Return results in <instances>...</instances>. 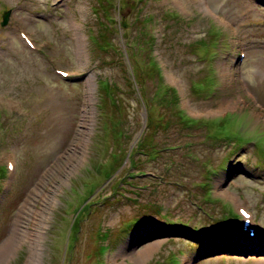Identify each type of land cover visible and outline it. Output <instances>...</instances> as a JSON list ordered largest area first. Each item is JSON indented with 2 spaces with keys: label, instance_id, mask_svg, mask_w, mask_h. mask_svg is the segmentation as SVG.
Masks as SVG:
<instances>
[{
  "label": "rangeland",
  "instance_id": "rangeland-1",
  "mask_svg": "<svg viewBox=\"0 0 264 264\" xmlns=\"http://www.w3.org/2000/svg\"><path fill=\"white\" fill-rule=\"evenodd\" d=\"M6 10L0 264H137L157 242L140 264H264V0H0V23ZM145 26L162 81L127 58Z\"/></svg>",
  "mask_w": 264,
  "mask_h": 264
},
{
  "label": "trees",
  "instance_id": "trees-1",
  "mask_svg": "<svg viewBox=\"0 0 264 264\" xmlns=\"http://www.w3.org/2000/svg\"><path fill=\"white\" fill-rule=\"evenodd\" d=\"M139 17H141V16H135V18H134V20H135V24L138 26V25H140V23H141V19L139 18ZM124 18V17H123ZM145 19H147V18H145ZM120 21H121V24H122V22L124 23V21H126V24H124V25H122V27L123 28H125V30H127V28L126 27H128V26H130V25H127L128 24V21H127V19L125 18V20L124 21H122L121 19H120ZM96 38H97V36H94L93 34H92V36H91V40H92V42L93 43H95V44H97V40H96ZM138 38L141 40V42H137L136 41V43H137V45H134V44H132V41L130 40V41H128L127 42V48H125V50H126V53H127V51L128 52H130V54L131 53H133V54H135L136 52H138V53H141V52H143L144 53V57H142L143 58V62H144V64H145V70H146V72L148 73V74H150V75H152V76H155V77H157L159 80H163V78H162V72H161V68H160V66H159V64H158V62L156 61V58H155V56H154V54H153V50L151 51V50H149L148 48H149V46H151V41L152 42H154L155 40H156V37H155V35L154 34H151L149 31H147V29H146V26L144 27V30H143V33H140V36H138ZM147 41H149V42H147ZM106 45H110V44H106ZM206 46H205V48H207V46H209V44H205ZM104 47L106 48V46H100L99 48H100V50H103L104 49ZM129 54L127 53V58H128V60L130 61V58H129ZM134 72V71H133ZM140 84V89H141V83H139ZM165 87V92H170L167 96H168V98H170V101L173 103V104H175L176 102H178V94H177V91H176V89L175 88H171V87H169V86H167V85H164ZM98 91H99V93L102 95L103 94V97L106 99V98H108L109 99V95H108V90H110V91H114V93L116 94V93H119L120 92V89H119V86H117L116 84H114V85H110V84H108V81H104V79L102 80V79H100V80H98ZM144 98V96L142 97V99ZM143 102H144V100H143ZM144 104H145V102H144ZM113 105V104H112ZM146 105V104H145ZM178 110L176 111V112H173L172 114L173 115H175L176 116V122H179V125H181L182 127H187V124H186V122L185 121H183L182 119H180L181 117L180 116H178ZM141 152H143V151H141ZM0 176H1V171H0ZM227 229V228H226ZM222 231V230H221ZM220 231V233H218V235L220 234V235H224L223 234V232H221ZM171 256L170 257H168L167 258V260H166V263H168V264H177V261H176V259H175V254L174 253H172V254H170Z\"/></svg>",
  "mask_w": 264,
  "mask_h": 264
},
{
  "label": "bare ground",
  "instance_id": "bare-ground-1",
  "mask_svg": "<svg viewBox=\"0 0 264 264\" xmlns=\"http://www.w3.org/2000/svg\"><path fill=\"white\" fill-rule=\"evenodd\" d=\"M6 12H9V15H8V18H9V16L11 15V10H6V11L3 12V14L6 13ZM3 14H2V16H3ZM2 16H1V22H2ZM8 18H7V20H8ZM5 23H6V22H5ZM1 24H2V23H0V25H1ZM6 24H7V23H6ZM4 25H5V24H4ZM4 25H2V26H4ZM20 37H22V34H20ZM22 38H23V41H24V43H25L26 35H25V37H22ZM77 46H78L79 49H81V40H78V41H77ZM79 49H78V50H79ZM231 105H232V102H228L227 105H225V106H223V107H220V108L218 109V111H219V110H226L227 108L233 107V106H231ZM196 112H197V111H196ZM196 112H194V113H196ZM216 112H217V111H216ZM197 113H198V112H197ZM237 206H238L237 208L240 207L238 204H237ZM14 232H15V231H14ZM13 234H14V233H13ZM13 234H11V235H13ZM24 234H25L24 237L26 236L25 239H27V238H29V239H33V241H31L30 255H29V260H31L32 256H34L33 254L36 253V251H37V247H38V244H37V243H38V240H37V238H38V236L40 235V232H39V230L37 229V231H36V230H34V231H27V232H25ZM17 237H18V236H15V235L9 237V238H8V242H6V245H7V246H5V248H9V247L13 244V242L17 243V242H18ZM35 240H37V241H35ZM12 241H13V242H12ZM34 241H35V243H34ZM159 241H160V240H159ZM159 243H160V242H157L156 244H154V245H150L149 247L145 248L143 251L138 252V254H137V255L135 256V258H134V260L138 261L137 264L142 263L143 260H144V258H145V256H147L148 253H149L153 248L156 247V245H159ZM8 246H9V247H8ZM175 259H176V261H177L176 256H175ZM159 264H162V263H159ZM164 264H168V263L165 262ZM177 264H179L178 261H177Z\"/></svg>",
  "mask_w": 264,
  "mask_h": 264
},
{
  "label": "water",
  "instance_id": "water-1",
  "mask_svg": "<svg viewBox=\"0 0 264 264\" xmlns=\"http://www.w3.org/2000/svg\"><path fill=\"white\" fill-rule=\"evenodd\" d=\"M9 12H6L3 14L2 16V25L6 24L5 22H7V18H8Z\"/></svg>",
  "mask_w": 264,
  "mask_h": 264
}]
</instances>
